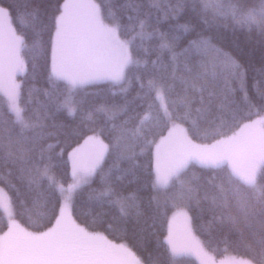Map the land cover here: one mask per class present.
Listing matches in <instances>:
<instances>
[{
  "label": "snow or ice",
  "instance_id": "obj_1",
  "mask_svg": "<svg viewBox=\"0 0 264 264\" xmlns=\"http://www.w3.org/2000/svg\"><path fill=\"white\" fill-rule=\"evenodd\" d=\"M5 2L0 264H264V0H125L122 14L113 0H57L51 14L35 0ZM189 9L194 18L180 23ZM220 29L261 38L252 95L249 69L207 35ZM41 72L47 87L29 89ZM35 92L44 101L34 106ZM64 112L94 125L67 153L71 182L58 173ZM197 166L212 174L197 176ZM190 212L208 215L207 240ZM114 228L119 243L105 234ZM216 233L225 252L249 258L218 261Z\"/></svg>",
  "mask_w": 264,
  "mask_h": 264
},
{
  "label": "trees",
  "instance_id": "obj_2",
  "mask_svg": "<svg viewBox=\"0 0 264 264\" xmlns=\"http://www.w3.org/2000/svg\"><path fill=\"white\" fill-rule=\"evenodd\" d=\"M26 0H6L5 6H7L8 3H18L22 4L25 3ZM62 2V0H61ZM99 2V0H97ZM108 2V0H106ZM35 3L37 5H40L42 7H46L49 9V14H51V9H54L57 3V0H35ZM125 3V0H113L112 6L114 9L117 10L118 14H122V5ZM194 18V14L192 13L191 9L188 10L187 14L185 15L184 19L180 20V23H185L188 20H192ZM13 26L17 28V31L19 32L21 30V25L19 23V20L17 18L13 19ZM200 30V29H198ZM207 35H210L214 37V42L218 43L219 46L224 47L226 51H230L237 57V59L240 61V63L244 64L246 68L249 69V95L253 94L252 85L254 84L253 77L256 76V70L260 69L262 65V47L260 43V36L258 33H247L242 31H237L233 33L230 29H220V30H213L207 32ZM47 39V37H44ZM191 38V37H189ZM155 59V57H153ZM29 89H43L47 87V84L45 82L44 74L41 72L34 80H31V82L27 85ZM233 87H236V85H233ZM89 93H95L99 91L97 88H90L87 90ZM132 95H135V92L132 93ZM34 106L43 102L44 97L41 93L35 92L34 93ZM90 99H94L98 102H103L104 97L103 96H96V97H89ZM117 99H119L117 97ZM57 122L58 123H64L68 127L64 130L65 136L61 137L62 140H65L66 142L62 144V147L65 149V154L62 158L61 168L58 170V173L64 177L65 179H68L70 181V173H71V162L68 160L67 153H70L73 148L78 146L87 136L92 135V132L88 131V127H92L94 125H84L81 126L79 117H72L67 114V112L59 113L57 114ZM75 130V131H73ZM54 142V141H50ZM108 142L107 140L105 141ZM70 145V146H69ZM109 164H111V161L109 160ZM125 166L126 165H122ZM195 174L197 176H200L204 179L209 177L212 173L210 170L207 169H201L199 166H197L194 170ZM203 182V179H202ZM97 184H94L93 187H97ZM130 187V190H135L137 187L136 184H132ZM10 195H13L10 193ZM141 197L146 201L149 196L153 195V193L145 188L140 192ZM82 200H87V191H85L83 197H81ZM13 200L15 201V196L13 195ZM31 207L30 203L28 205ZM13 210L17 211L15 203L13 206ZM78 210L83 213H99L101 211H105V209L100 208H90V207H84L83 205L78 206ZM193 216V229L197 236H199L202 240H207L208 237L206 234H203L199 229L200 226L205 224L207 220L209 219L208 215L205 214L202 218L199 220L196 219V214L193 212L189 213ZM172 213L169 212L168 216L171 217ZM15 218L25 226H27L26 216L22 215H16ZM83 218V217H82ZM6 222L5 214L2 210H0V224H3ZM6 230V229H4ZM100 231H103V228L98 229ZM163 234L166 235V225L165 229L162 230ZM109 236V239H115L116 242H121L119 237L121 235V230L119 228H114L112 233H105ZM148 250L154 251L156 247L155 237L151 238L148 242ZM212 247L216 249L215 252H213V255L215 258L219 261L222 259L227 253L236 255V256H244L245 258H249L245 255L244 251L242 249H236V248H229L227 252L224 251L225 245L223 243V238L219 233L214 234L213 239V245ZM181 264H199L196 259L188 257L185 260L181 261Z\"/></svg>",
  "mask_w": 264,
  "mask_h": 264
},
{
  "label": "rangeland",
  "instance_id": "obj_3",
  "mask_svg": "<svg viewBox=\"0 0 264 264\" xmlns=\"http://www.w3.org/2000/svg\"><path fill=\"white\" fill-rule=\"evenodd\" d=\"M19 79V78H18ZM87 138V137H86ZM85 138V139H86ZM84 139V140H85ZM84 140L78 145V146H76V147H79V146H81V145H83L84 144ZM75 147V148H76ZM85 151H87V147L85 148ZM176 227H177V229H180L181 227H182V222L181 221H177V225H176ZM197 235V234H196ZM201 239V238H200ZM202 240V239H201ZM228 256H233V257H237V258H239V256H236V255H233V254H230V253H227L222 259H224L225 257H228ZM191 258H194V259H196L197 260V262L199 263V261H198V259L196 258V257H191ZM221 260V259H220Z\"/></svg>",
  "mask_w": 264,
  "mask_h": 264
}]
</instances>
